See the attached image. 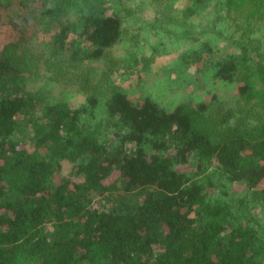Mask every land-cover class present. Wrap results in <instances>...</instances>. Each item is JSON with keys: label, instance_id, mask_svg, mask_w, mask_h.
I'll use <instances>...</instances> for the list:
<instances>
[{"label": "trees", "instance_id": "1", "mask_svg": "<svg viewBox=\"0 0 264 264\" xmlns=\"http://www.w3.org/2000/svg\"><path fill=\"white\" fill-rule=\"evenodd\" d=\"M192 1L188 15L201 2ZM256 1L235 3L259 9L264 2ZM10 5L0 3L8 12L0 21L14 26ZM74 29L93 57L121 39L120 19L104 12L81 15ZM10 48L16 46L0 52V264H264V230L251 212L264 209V120L214 135L198 129L196 109L167 112L115 89L103 104L117 138L113 148L81 132L84 110L42 109ZM234 62H219L216 77L227 79ZM96 102L89 100L92 114ZM42 112L48 121L40 124L35 115ZM29 132L32 150L14 139ZM189 153L214 165L217 183L174 169ZM72 157L85 163L56 183L60 162ZM235 184L244 187L242 196L231 191ZM214 187L223 198L210 201L206 189Z\"/></svg>", "mask_w": 264, "mask_h": 264}, {"label": "rangeland", "instance_id": "2", "mask_svg": "<svg viewBox=\"0 0 264 264\" xmlns=\"http://www.w3.org/2000/svg\"><path fill=\"white\" fill-rule=\"evenodd\" d=\"M10 1L8 11L15 25L0 21V52L8 44L16 46L9 54L17 58L26 91L40 97L42 109L67 105L71 110H84L81 132H93L106 144L112 141L113 148L117 138L103 104L115 89L133 101L150 98L167 112L179 107L196 109L198 129L214 135L221 127H250L264 120V3L255 9L249 6L255 4L241 6L236 0H201L188 15L192 0ZM48 8H54L56 16L47 15ZM0 12L7 16L3 7ZM99 12L118 16L121 39L93 57L89 42L77 43L74 27L81 15ZM63 30L67 32L61 43ZM229 57L235 61V70L227 79L216 77L217 64ZM242 86L247 88L245 93ZM90 99L97 100L93 114ZM201 104L207 107L196 108ZM32 117L31 112L22 122ZM35 117L40 124L48 121L43 112ZM31 135L14 139L32 150ZM82 163L83 158L62 160L55 182L72 178ZM174 169L196 179L206 175L201 179L217 183L214 165L194 153L187 154L186 164H174ZM231 191L242 196L244 187L235 184ZM129 198L142 202L135 194ZM221 198L218 187L206 189V199ZM251 212L264 230V209L255 206Z\"/></svg>", "mask_w": 264, "mask_h": 264}]
</instances>
